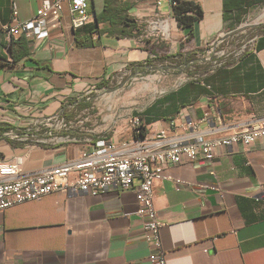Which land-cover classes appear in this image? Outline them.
Listing matches in <instances>:
<instances>
[{
	"label": "crops",
	"instance_id": "crops-1",
	"mask_svg": "<svg viewBox=\"0 0 264 264\" xmlns=\"http://www.w3.org/2000/svg\"><path fill=\"white\" fill-rule=\"evenodd\" d=\"M43 1L0 0V57L11 63L0 68V126L13 127L0 134V159L22 156L26 172L78 159L89 146L63 135L58 121L45 123L66 111V128H78L70 103L80 92L162 55L205 51L255 13V24H264V0H190L204 13L190 28L179 25L170 0H89L100 32L82 31L93 44L81 46L71 2L64 0L62 28L23 32L30 55L12 63L8 27L31 19ZM127 18L136 26L125 25ZM256 43L207 80L185 82L155 99L142 111L148 129L187 132L182 126L192 120L197 131L218 136L264 122V33ZM166 171L173 178L155 183V205L168 264H264L261 141L219 146L213 161L171 164ZM138 206L136 190L112 188L55 192L0 211V264H151L153 247Z\"/></svg>",
	"mask_w": 264,
	"mask_h": 264
},
{
	"label": "built area",
	"instance_id": "built-area-1",
	"mask_svg": "<svg viewBox=\"0 0 264 264\" xmlns=\"http://www.w3.org/2000/svg\"><path fill=\"white\" fill-rule=\"evenodd\" d=\"M69 1L72 27L78 29L90 23L93 15L89 0ZM170 1L172 4L173 0ZM63 10L64 0H44L31 19L10 25L8 29H12V37L15 38L23 32L34 35L60 29ZM17 13L14 6L13 22L17 21ZM53 118L59 122L61 129L67 127L62 112L50 119ZM131 125L133 132L130 137L87 140L89 146L78 159L43 170L23 171L22 156L12 161L0 159V211L40 200L55 192L98 194L112 188L136 190L139 204L137 213L143 221L145 239L153 247L150 262L168 264L161 236L162 223L155 205V183L173 178L166 171L171 164L213 161L219 146H251L259 141L264 144V122L254 121L218 136L197 131V122L192 120L182 126L187 132L168 128L149 130L145 119L136 114L132 116ZM144 129L145 134H142ZM13 134V138L19 137L17 133Z\"/></svg>",
	"mask_w": 264,
	"mask_h": 264
},
{
	"label": "rangeland",
	"instance_id": "rangeland-1",
	"mask_svg": "<svg viewBox=\"0 0 264 264\" xmlns=\"http://www.w3.org/2000/svg\"><path fill=\"white\" fill-rule=\"evenodd\" d=\"M254 15L241 29L222 37L216 46L210 45L205 51L157 60L138 71H123L108 80L105 86L80 92L76 99L83 101L82 104L71 107V113L78 120L76 126L87 134L79 139L85 142L102 137H130L133 113L142 112L159 96L185 82L207 80L213 71L253 48L257 38L264 33V24L256 25ZM45 123L58 125L54 118ZM13 133L16 132H12V136Z\"/></svg>",
	"mask_w": 264,
	"mask_h": 264
},
{
	"label": "trees",
	"instance_id": "trees-1",
	"mask_svg": "<svg viewBox=\"0 0 264 264\" xmlns=\"http://www.w3.org/2000/svg\"><path fill=\"white\" fill-rule=\"evenodd\" d=\"M227 1V0H226ZM173 6V13H174V17L177 19L179 25L183 26V27H193V25L202 19L203 17V9L201 8V6L193 1L190 0H173L172 3ZM132 22V19H125L123 21V23L127 26H136V24H132L129 23ZM76 30V42L78 43V45L84 46V45H90L93 44V40L92 39H86L81 38L80 33L82 31H88L89 33H93V32H100L99 29V24H98V18H96V20L94 22H90L87 25L80 27ZM264 32V30H263ZM192 33L190 32V35ZM28 43H29V39L21 34L18 38L12 37L11 40L8 43V52L10 57L12 58V63H17L20 59L24 58V57H28L30 55L29 52V48H28ZM261 39H259L256 43L257 48L261 47ZM184 54L179 52L175 55H164V56H160V60H168L171 57H179V56H183ZM150 61H147L146 64L144 65H149L151 63H149ZM11 64L9 61H7L4 57H0V68H2L5 65H9ZM106 84V82L104 83ZM75 100L73 103H70L72 106L76 107L81 105L83 101H78ZM87 105V103H86ZM141 113V114H139ZM134 113L136 115L141 116L142 118L145 119L146 124H147V118L145 117V115L142 114V112ZM62 115H64L66 117V123L67 126H69V120L71 119L70 116L67 114L66 111H62ZM13 127L11 125H7L5 127H1L0 126V134L8 131L10 129H12ZM63 130V135H69L70 137H84L85 135H87L86 133H84L83 131L80 130V127L78 128H64ZM19 132V131H18ZM142 134H145V129L142 131ZM91 135V134H89ZM15 140V139H14Z\"/></svg>",
	"mask_w": 264,
	"mask_h": 264
}]
</instances>
